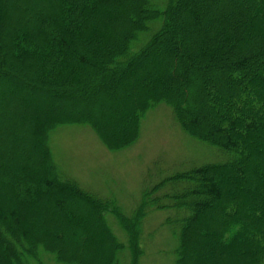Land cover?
Masks as SVG:
<instances>
[{
	"label": "trees",
	"instance_id": "trees-1",
	"mask_svg": "<svg viewBox=\"0 0 264 264\" xmlns=\"http://www.w3.org/2000/svg\"><path fill=\"white\" fill-rule=\"evenodd\" d=\"M261 23L264 0H0V264H43L50 252L120 264L111 208L133 253L159 208L171 212L177 264H264ZM105 96L116 127L98 107ZM158 102L222 158L156 181L130 218L58 173L55 127L90 123L121 148Z\"/></svg>",
	"mask_w": 264,
	"mask_h": 264
},
{
	"label": "rangeland",
	"instance_id": "rangeland-1",
	"mask_svg": "<svg viewBox=\"0 0 264 264\" xmlns=\"http://www.w3.org/2000/svg\"><path fill=\"white\" fill-rule=\"evenodd\" d=\"M260 25L264 27V23ZM186 100L193 102L191 93H188ZM111 103V99L105 96L103 105L98 107L104 121L116 127L122 122L112 115ZM128 125L125 123L123 127ZM121 128L117 127L119 131ZM48 143L58 173L75 178L81 187L108 200L110 204L115 202L128 218L149 186L154 187L161 179L177 171L222 158L216 146L199 140L184 129L174 109L165 102L145 109L135 128V137L127 146H110L90 123L57 126L50 133ZM174 183H167L157 191L158 195L172 192ZM170 213L159 208L146 212L139 242L142 251L133 253L129 247L128 229L121 223L118 212L108 209L106 221L117 240L125 246L120 250V264H177L179 239L174 225L165 223ZM81 261L84 262L83 259ZM42 262L67 264L57 261L51 252L42 255Z\"/></svg>",
	"mask_w": 264,
	"mask_h": 264
}]
</instances>
